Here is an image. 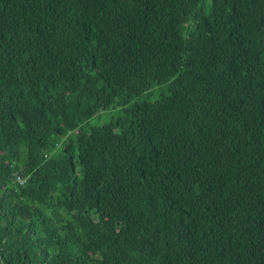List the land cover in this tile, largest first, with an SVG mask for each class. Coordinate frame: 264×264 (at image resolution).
Wrapping results in <instances>:
<instances>
[{"label": "trees", "instance_id": "1", "mask_svg": "<svg viewBox=\"0 0 264 264\" xmlns=\"http://www.w3.org/2000/svg\"><path fill=\"white\" fill-rule=\"evenodd\" d=\"M0 264H264V0H0Z\"/></svg>", "mask_w": 264, "mask_h": 264}, {"label": "rangeland", "instance_id": "2", "mask_svg": "<svg viewBox=\"0 0 264 264\" xmlns=\"http://www.w3.org/2000/svg\"><path fill=\"white\" fill-rule=\"evenodd\" d=\"M108 118H109V115H108ZM94 119H95V118L91 119V123L96 122Z\"/></svg>", "mask_w": 264, "mask_h": 264}]
</instances>
